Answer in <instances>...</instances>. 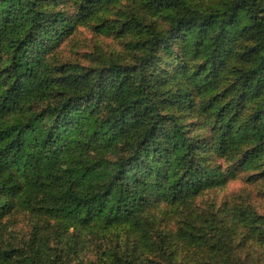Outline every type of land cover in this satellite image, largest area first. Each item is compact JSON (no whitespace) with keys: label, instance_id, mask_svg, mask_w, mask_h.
I'll return each instance as SVG.
<instances>
[{"label":"trees","instance_id":"obj_1","mask_svg":"<svg viewBox=\"0 0 264 264\" xmlns=\"http://www.w3.org/2000/svg\"><path fill=\"white\" fill-rule=\"evenodd\" d=\"M55 0H0V230L14 209L54 221L57 233L137 222L156 204L180 203L216 187L221 172L199 159L207 149L167 109L169 82L152 71L155 49L181 40L186 54L205 56L190 80L204 90L220 81L221 50L245 14L260 59L245 86L264 85V3L231 0L177 16L155 32L135 64L86 68L53 62L52 50L84 22L118 0H80L77 20L49 9ZM212 34V36H210ZM211 38V40L209 39ZM210 40L211 44L206 42ZM256 78V79H255ZM184 106L189 97L180 92ZM213 151L227 155L251 137L264 149V101L249 126L235 128L216 111ZM14 250H1L9 264ZM52 264H57L51 260Z\"/></svg>","mask_w":264,"mask_h":264},{"label":"rangeland","instance_id":"obj_2","mask_svg":"<svg viewBox=\"0 0 264 264\" xmlns=\"http://www.w3.org/2000/svg\"><path fill=\"white\" fill-rule=\"evenodd\" d=\"M231 0H118L84 22L50 53L53 62L98 68L110 63L135 64L150 52L155 32L167 33L177 16L190 9L211 12ZM264 3V0H262ZM80 0H55L49 9L79 17ZM245 14L221 50L220 81L204 90L190 80L203 70L205 56L186 54L179 40L158 47L155 72L169 82V113H176L191 137L207 149L199 159L223 173L220 183L180 203L151 206L131 224L110 229L57 233L54 221L14 209L0 230L1 250H14L9 264H264V149L251 137L227 155L213 151L216 111L224 108L235 128L249 120L264 101L259 90L241 82L260 59L249 54L253 40ZM212 36V34H210ZM211 40V38H209ZM208 40L206 44L210 45ZM256 79V78H255ZM188 96L182 106L180 92Z\"/></svg>","mask_w":264,"mask_h":264}]
</instances>
